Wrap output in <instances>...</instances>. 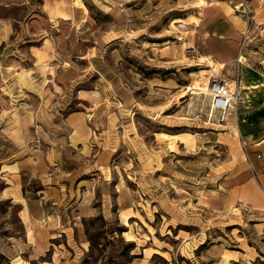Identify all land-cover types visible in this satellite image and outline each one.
<instances>
[{"label": "rangeland", "instance_id": "obj_1", "mask_svg": "<svg viewBox=\"0 0 264 264\" xmlns=\"http://www.w3.org/2000/svg\"><path fill=\"white\" fill-rule=\"evenodd\" d=\"M31 1L4 43L21 63L0 62L18 86L15 104L2 88L0 264H264V16L229 0ZM224 20L238 35L223 59ZM210 75L238 91L223 120L197 87Z\"/></svg>", "mask_w": 264, "mask_h": 264}, {"label": "crops", "instance_id": "obj_2", "mask_svg": "<svg viewBox=\"0 0 264 264\" xmlns=\"http://www.w3.org/2000/svg\"><path fill=\"white\" fill-rule=\"evenodd\" d=\"M67 1L68 0H43V3H47L50 7L55 5L57 7V10H59L62 9V7H64L62 6V4H64ZM229 1H234L237 4L244 3L243 5H245L246 8L247 7L250 8L254 12V15L264 16V0H229ZM34 9H35V5L32 3L31 0H0V46L2 45V49L0 51V62L3 67L13 66V70H14L21 63L19 55L16 56L14 53L13 55H9L12 52H7L8 50L6 51L7 47H9V44H13L14 41L7 44L6 47L4 46V43L6 41L5 39L7 37H10V33H11L10 31L12 27H15L16 25L19 26L22 23H28V25L30 24L32 18L34 17V13H33ZM213 15L214 14H212L211 16ZM215 15L219 17L223 16L222 14H215ZM224 21L226 22H222L221 26H215L214 30L211 29V31L214 32L216 37H211L210 39L212 41L211 42L212 51L217 53L223 59L233 54V51L235 49L234 46L235 37L236 35H238V31L235 28H233L227 20ZM206 29L208 30L205 31L209 32V28L206 27ZM2 34L4 35L3 37ZM219 35L229 36L230 39L225 41L219 40L218 39ZM5 51L7 53H5ZM1 73L2 72L0 70V110L2 107H4V104L2 105L3 103L2 101L5 98L2 88L7 87L8 85L9 87H11L12 95H13L12 99L9 100L11 104L12 103L15 104V95L18 92V86H16L14 82L5 83L4 81L5 78H3ZM236 95L238 96V91ZM235 101L237 102V97ZM3 120H4L3 116L0 115V121L3 122ZM0 128H1V123H0ZM238 135H239V131H238ZM24 208L25 211L23 212ZM21 214L26 216V218L25 217L23 218L21 215V218L22 220L23 219L25 220V221L23 220L25 223L28 222L33 223V220H36V219L33 220L31 219V217L27 213L26 206L22 207ZM44 249L45 248H43V250Z\"/></svg>", "mask_w": 264, "mask_h": 264}, {"label": "built area", "instance_id": "obj_3", "mask_svg": "<svg viewBox=\"0 0 264 264\" xmlns=\"http://www.w3.org/2000/svg\"><path fill=\"white\" fill-rule=\"evenodd\" d=\"M211 90L209 92L210 110L216 112L219 120H223L237 97L236 90L232 86L231 79L222 75L211 76Z\"/></svg>", "mask_w": 264, "mask_h": 264}, {"label": "bare ground", "instance_id": "obj_4", "mask_svg": "<svg viewBox=\"0 0 264 264\" xmlns=\"http://www.w3.org/2000/svg\"><path fill=\"white\" fill-rule=\"evenodd\" d=\"M203 57V56H202ZM207 58V57H206ZM211 61H213V60H211ZM220 64V63H219ZM210 65V64H209ZM213 65V64H212ZM213 69V68H212ZM216 70V69H215ZM211 76V75H210ZM209 76V77H210ZM213 76V75H212ZM197 87H199V89H201L202 91H205V92H210V90H211V79H208V81H206V83H205V85L204 86H202V87H200V86H197ZM191 88V87H190ZM194 88H196V87H194ZM189 90V89H188ZM236 94H237V92H236ZM236 100V99H235ZM235 135H238V131H237V129H234V132H233ZM25 211V208H24V210H23V212ZM25 218H26V216H24ZM131 238V237H130Z\"/></svg>", "mask_w": 264, "mask_h": 264}]
</instances>
